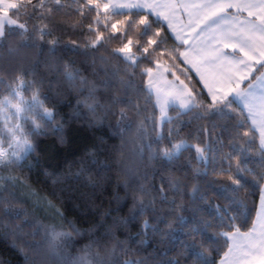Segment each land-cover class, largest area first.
I'll return each mask as SVG.
<instances>
[{"label":"snow or ice","instance_id":"6c2138e0","mask_svg":"<svg viewBox=\"0 0 264 264\" xmlns=\"http://www.w3.org/2000/svg\"><path fill=\"white\" fill-rule=\"evenodd\" d=\"M77 123L105 135L42 165ZM0 241L17 264H264V0H0Z\"/></svg>","mask_w":264,"mask_h":264},{"label":"trees","instance_id":"16d2710c","mask_svg":"<svg viewBox=\"0 0 264 264\" xmlns=\"http://www.w3.org/2000/svg\"><path fill=\"white\" fill-rule=\"evenodd\" d=\"M67 111V110H66ZM105 129H101L100 131H97L95 133H84L80 130V124L77 123L70 135L72 137V144L68 149H65L63 153H59L53 157L52 150L50 147H45V146H50L53 143V138L49 137L44 141V144L42 145V149L44 150V157L41 159V164H48L51 165L52 167H57L61 166L64 167L66 166L67 163H70L73 159H75L80 152L82 151L84 145L89 142V139L93 136L99 137L105 135ZM112 141H109L111 143ZM75 154V155H74ZM35 179V175L33 176ZM42 183V181H41ZM70 217L74 215L73 213H69ZM93 217L91 215L81 217L82 222L84 221H91ZM85 226H87L85 224ZM0 260L3 261H11V264H17L18 257L9 249L5 246V244L0 241Z\"/></svg>","mask_w":264,"mask_h":264}]
</instances>
